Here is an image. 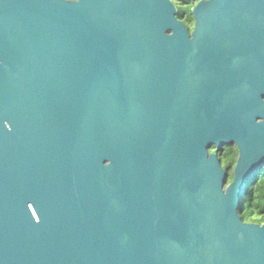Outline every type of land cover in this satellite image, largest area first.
Instances as JSON below:
<instances>
[{"label": "water", "instance_id": "water-1", "mask_svg": "<svg viewBox=\"0 0 264 264\" xmlns=\"http://www.w3.org/2000/svg\"><path fill=\"white\" fill-rule=\"evenodd\" d=\"M191 12L0 0V264H264V0Z\"/></svg>", "mask_w": 264, "mask_h": 264}, {"label": "trees", "instance_id": "trees-1", "mask_svg": "<svg viewBox=\"0 0 264 264\" xmlns=\"http://www.w3.org/2000/svg\"><path fill=\"white\" fill-rule=\"evenodd\" d=\"M186 20L188 23L190 24H193L194 23V18L192 16L191 13H188L187 16H186ZM216 148H214V150L212 151H215ZM220 160H221V164H222V167L227 171L228 175L230 173H233L234 175V169L236 167V163H237V159H238V156H239V151L237 149V147L233 144H230L228 146L225 147V149L221 152L220 150L219 151H215ZM213 153V152H212ZM232 175V176H233ZM263 179V176L261 177V181ZM252 183V181H251ZM259 185H262L259 181V183L256 185V186H249V189L247 190L246 192V197L244 200L247 201V204H245V207H244V213L241 214V217L243 220L245 219H248L249 217L252 216V212L254 209L258 208L259 204H258V197H257V202L253 205V201L250 200L251 196L254 194V190L257 186ZM263 187V185H262ZM264 196V193L261 192L260 194V197H263ZM254 199V198H253ZM263 201H264V198H263ZM260 202V200H259ZM253 209V210H252ZM263 209H264V202H263Z\"/></svg>", "mask_w": 264, "mask_h": 264}, {"label": "flooded vegetation", "instance_id": "flooded-vegetation-1", "mask_svg": "<svg viewBox=\"0 0 264 264\" xmlns=\"http://www.w3.org/2000/svg\"><path fill=\"white\" fill-rule=\"evenodd\" d=\"M173 1H174L175 5L178 9L177 18L182 20L183 22H185L193 30L194 23L193 24L188 23L186 20V16L188 13L192 14L191 11H192L194 5H196L198 3V1H200V0H197L195 2H191V4H189V5H185V3L187 2L186 0H173ZM244 201H246V200H244ZM255 216H258V217L255 218ZM243 221L245 223H248V224H256V225H260V226L264 225V209H263V207L258 206V208L253 210L252 216L249 217L248 219L243 220Z\"/></svg>", "mask_w": 264, "mask_h": 264}, {"label": "rangeland", "instance_id": "rangeland-1", "mask_svg": "<svg viewBox=\"0 0 264 264\" xmlns=\"http://www.w3.org/2000/svg\"><path fill=\"white\" fill-rule=\"evenodd\" d=\"M212 150H214V147L211 149V152H213V153H216L215 151H212ZM233 173H230L229 175H228V179H227V185H226V187L228 186V185H230L231 183H232V181H233ZM259 181H260V183L263 185V187H262V185H259V186H257L256 188H255V190H254V199L252 198V199H250V200H252L253 202V205L257 202V197H258V204H259V206H261V207H263V198H264V196L263 197H260V194H261V192H263L264 193V171H263V179H262V181H261V178L257 181V183H256V185L259 183ZM246 196H244V198H245ZM259 200H260V202H259ZM247 203V202H246ZM253 210V209H252ZM251 212H253V211H251ZM258 216H255V218H257Z\"/></svg>", "mask_w": 264, "mask_h": 264}]
</instances>
